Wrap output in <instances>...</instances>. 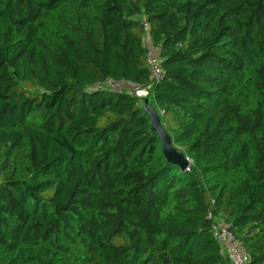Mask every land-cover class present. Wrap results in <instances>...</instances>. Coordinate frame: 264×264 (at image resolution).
<instances>
[{
    "label": "trees",
    "instance_id": "1",
    "mask_svg": "<svg viewBox=\"0 0 264 264\" xmlns=\"http://www.w3.org/2000/svg\"><path fill=\"white\" fill-rule=\"evenodd\" d=\"M220 217L264 264V0H0V264H228Z\"/></svg>",
    "mask_w": 264,
    "mask_h": 264
},
{
    "label": "built area",
    "instance_id": "2",
    "mask_svg": "<svg viewBox=\"0 0 264 264\" xmlns=\"http://www.w3.org/2000/svg\"><path fill=\"white\" fill-rule=\"evenodd\" d=\"M148 29V26H146ZM145 45L147 47V57L148 65L150 69V80L151 82H159L164 76V70L162 67L161 59L159 57V46H155L152 43L151 38L147 35L145 37ZM128 84L127 82H117L114 80H107L104 84L99 86H105L110 89H122L125 88L124 85ZM130 84V83H129ZM133 85V84H132ZM152 85V84H151ZM136 91V95L141 96L140 90L144 91L146 94L149 92V87L139 88ZM189 163H191V160ZM208 218H213L212 213H208ZM211 233L214 240L218 243L220 251L223 255L228 258V264H252V258L250 253L245 248L241 239L230 230L227 220L223 217L216 218L211 226Z\"/></svg>",
    "mask_w": 264,
    "mask_h": 264
},
{
    "label": "water",
    "instance_id": "3",
    "mask_svg": "<svg viewBox=\"0 0 264 264\" xmlns=\"http://www.w3.org/2000/svg\"><path fill=\"white\" fill-rule=\"evenodd\" d=\"M145 110L151 118L154 130L157 131L161 139L163 152L166 158L169 161L178 164L182 169H186L189 166V161L182 152H179L175 147H173L171 137L162 125L158 113L154 110L148 111L146 108Z\"/></svg>",
    "mask_w": 264,
    "mask_h": 264
},
{
    "label": "rangeland",
    "instance_id": "4",
    "mask_svg": "<svg viewBox=\"0 0 264 264\" xmlns=\"http://www.w3.org/2000/svg\"><path fill=\"white\" fill-rule=\"evenodd\" d=\"M124 86H125V88L128 89V91H130V92H132V93H135V94H137L136 91L139 90L137 86L132 85V84H129V83L126 84V85H124ZM140 94H141V96H139V97H140V99H141V102H142L144 108H146L148 111H152V110H154V111H156V112L158 113L156 107H155L154 104L150 101V97H149L150 95H149V92L146 94L144 91H141V90H140L139 95H140ZM146 100H147V102H146ZM158 115H159V113H158ZM188 161H189V160H188Z\"/></svg>",
    "mask_w": 264,
    "mask_h": 264
}]
</instances>
